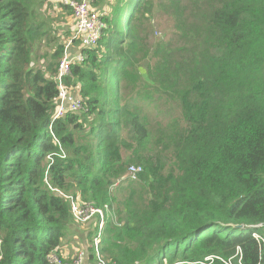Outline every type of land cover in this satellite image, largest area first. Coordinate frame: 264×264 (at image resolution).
<instances>
[{"label":"trees","instance_id":"trees-1","mask_svg":"<svg viewBox=\"0 0 264 264\" xmlns=\"http://www.w3.org/2000/svg\"><path fill=\"white\" fill-rule=\"evenodd\" d=\"M94 4L103 36L66 79L84 109L53 120L66 45L43 0H0V264L67 263L57 191L109 217V264H264V0Z\"/></svg>","mask_w":264,"mask_h":264},{"label":"built area","instance_id":"built-area-1","mask_svg":"<svg viewBox=\"0 0 264 264\" xmlns=\"http://www.w3.org/2000/svg\"><path fill=\"white\" fill-rule=\"evenodd\" d=\"M95 0H62V4L72 11V17L75 22V33L72 38L65 44L64 54L58 65L55 81L57 84L58 94L55 99L57 109L53 120L64 117L68 112H80L84 109L83 101L75 94L73 89L66 85V79L71 75V67L74 63H81L84 60L82 53L71 54L70 48L76 41H80L81 49H94L101 40L105 23L102 18V11L95 7ZM76 39V41H74ZM141 168L131 167L128 177L130 180H136ZM61 196L69 199L72 206L73 218L82 224H93L95 234L92 238V246L95 255V264H109L102 257L101 242L106 224V214L104 210L96 208L90 204H82L79 199L68 196L57 191ZM258 241H262V237L253 234ZM51 264H68L61 261L54 254L50 256ZM71 264H87L85 253L82 251Z\"/></svg>","mask_w":264,"mask_h":264},{"label":"rangeland","instance_id":"rangeland-1","mask_svg":"<svg viewBox=\"0 0 264 264\" xmlns=\"http://www.w3.org/2000/svg\"><path fill=\"white\" fill-rule=\"evenodd\" d=\"M49 9H52V8H48L47 9V6H44V8L42 9V12L38 15V18L39 19H46V17L49 19V21H50V29H52L53 30V32H55L56 34H51L52 35V37H54V38H57L58 39V42L59 43H65L66 41H68V38H69V36H70V34H66V33H60V30H59V28L63 31V29H64V26L65 27H67V28H70V20H69V18H70V16L72 15L71 13H72V11L71 12H68L69 14H71V15H69L66 11V13H65V22H63L62 24H61V26L59 27V22L57 23L54 19H55V12H54V14L52 13V11H50ZM55 10H57V9H55ZM107 11H109L108 9H106ZM163 22H164V19H162L161 18V16L159 15V14H157V15H155V17H154V19L152 20V22H149L148 23V25H147V27H148V34H149V31H150V28H152V33L153 34H151L150 35V37H151V39L152 40H155V39H157V38H159V37H163V34H164V32H163V29H162V26H163ZM63 39H65V40H63ZM56 47H57V43H53V45H52V50L53 49H56ZM46 51H48V52H52L51 51V49H47L46 48ZM141 72H142V75L145 77V75H146V70L145 69H142L141 70ZM148 77H146V79H147ZM163 109H164V113H166L167 112V109L165 108V106L163 107ZM163 118H169L168 117V115H166V114H163V116H162ZM163 136H164V134H162V135H158V136H155V137H153L149 142H148V144H147V146H146V150L148 151V152H150V151H154V150H156V149H158V141L159 140H162V138H163ZM133 167H135V166H133ZM136 168H141V167H136ZM142 169V168H141ZM108 216H106V218H107ZM109 218V217H108ZM75 220V219H74ZM75 223L77 224V225H81V226H84L85 228H87V227H94L93 226V224L92 223H89V224H82V223H79V222H77L76 220H75ZM260 237V236H259ZM75 240V242H76V239H74ZM77 251H74L73 250V256L71 257V258H68V259H66V262H69L68 264H71L72 262H73V260L76 258V257H78L80 254H82V250H81V247L79 248L78 247V245H77ZM212 259H214L213 257H210L208 260H212ZM216 259H219V258H216ZM227 264H230V263H227Z\"/></svg>","mask_w":264,"mask_h":264},{"label":"crops","instance_id":"crops-1","mask_svg":"<svg viewBox=\"0 0 264 264\" xmlns=\"http://www.w3.org/2000/svg\"><path fill=\"white\" fill-rule=\"evenodd\" d=\"M43 1L45 2V6H47V9L48 8H52V9H49V10L50 11L53 10L52 11L53 14L55 12V19L54 20L57 23L59 22V27H60L61 24L63 22H65V16H66L65 13L67 12L66 11V7L62 4V0H43ZM55 9H57V10H55ZM71 14H69V15H71ZM69 20H70L69 23L71 25L70 28H67V27L64 26L63 31L59 28L60 33L70 34V36L68 38V41H69L70 38H72L73 34L75 33V22L73 20L72 15L70 16ZM68 41H66L65 44ZM71 48H72V52H74V51L79 52L80 49H81L80 41H76ZM76 227H77L76 231L72 230V232H71V234H70V236L68 238V239H71V241L70 242L66 241L65 244H64L65 246H64V248L62 250L63 257L65 259H68V258H71L73 256V246L75 244V240L74 239H76L77 242H81V244L84 246V249H82V251H84V253H85V260H86L87 264H90L89 253H87V252L90 251V248L88 246H89V242L92 239V235L90 233L93 231V229L88 231L91 227L90 228L89 227L85 228L84 226L77 225V224H76ZM77 250H78L77 248H74V251H77Z\"/></svg>","mask_w":264,"mask_h":264},{"label":"water","instance_id":"water-1","mask_svg":"<svg viewBox=\"0 0 264 264\" xmlns=\"http://www.w3.org/2000/svg\"><path fill=\"white\" fill-rule=\"evenodd\" d=\"M240 228H242V226H239Z\"/></svg>","mask_w":264,"mask_h":264}]
</instances>
